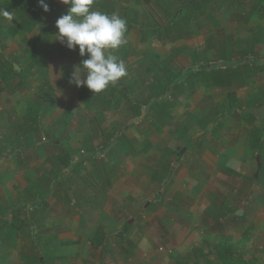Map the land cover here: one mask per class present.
<instances>
[{"label":"rangeland","instance_id":"rangeland-1","mask_svg":"<svg viewBox=\"0 0 264 264\" xmlns=\"http://www.w3.org/2000/svg\"><path fill=\"white\" fill-rule=\"evenodd\" d=\"M48 4L30 33L15 34L19 13L0 0L13 18L0 15V264H141L146 256L195 264L192 247L234 237L250 221L251 239L237 248L264 264V116L247 112L264 106V0H94L93 10L116 13L128 27L127 43L108 50L127 75L108 86L110 105L95 107L69 82L86 57L54 38L68 5ZM224 62L256 73L241 77L244 85L236 72L223 86L185 77ZM120 82L142 106L156 94L167 100L163 118H135ZM115 142L129 155L109 156ZM67 147L74 159L95 151L93 163L66 168Z\"/></svg>","mask_w":264,"mask_h":264},{"label":"trees","instance_id":"trees-1","mask_svg":"<svg viewBox=\"0 0 264 264\" xmlns=\"http://www.w3.org/2000/svg\"><path fill=\"white\" fill-rule=\"evenodd\" d=\"M45 2L48 3V0H45ZM12 3L15 4L16 10L20 16L18 26L15 30L16 31L15 34L19 33L20 31L24 32L23 34L30 33L37 26L38 21H37L36 14L39 11H42V8L39 7L37 0H12ZM186 7L189 8V5H187ZM67 9L65 10V13L67 12ZM180 14L181 13L176 14L175 15L176 18ZM42 28L43 29L40 32V36L46 35L48 31V29L44 28V26H42ZM174 28H176V24L172 22V20L170 21V23H168L164 27V30L166 31V33H168L166 39H169V36L173 33ZM249 61L251 64L256 63V61L252 59H249ZM246 63H249V62H246ZM236 64H238V62H235V63L224 62V65H225L224 69H215V68L208 69L206 68V66L200 67L198 70L187 69L185 73V77L186 75L190 74L192 75L190 76V78L192 77L194 79L195 77L196 80L205 82L206 85L211 84V85H216V86H223L225 84L230 85L232 83L229 77L230 78H232V76L234 77L233 73L236 72L237 73L236 75L239 76L238 79H240L239 85H244L245 83L244 79L251 78L252 75H254L252 71L256 73V70H252V67L249 69H244V68L241 69L237 67ZM221 66H223V64H221ZM231 66H235L236 68L230 71ZM248 66L250 67L251 65H248ZM248 66H245V67H248ZM13 70L14 69L12 68V71ZM241 77H244V79ZM194 80H191L190 83H193ZM185 81L187 80H184V82L180 84L182 85L183 83H185ZM167 83L169 86L170 85H173L175 87H177V85L180 86V84L175 82L174 79L173 81L167 79ZM131 87L132 86H125L123 83L120 82L118 83L117 91H120L124 95L129 96L130 98L129 107H130V110L133 112V114H135V118H148L149 113L155 112L156 115L159 116V119H162L163 116L165 115L164 111H166V108H165L166 106L164 105L168 101L159 98L158 97L159 94H156V97L150 98V100L146 103V105L142 106L137 100L132 99L130 97V92H132ZM151 88L154 89V92L156 91L155 85L153 83H151ZM166 88H169V87H166ZM105 93H107V95H109L110 98L114 97V92H111L109 90V87L103 92L94 94L91 90L87 89L84 86H81L80 91H79V98L82 101V103L88 107H95V104L99 106L110 105L111 99L105 98L103 96ZM155 93H158V92H155ZM247 112L252 117H254L251 111L247 110ZM217 122L219 123L220 120L217 119ZM144 145H148V143L145 142ZM263 146H264V141L262 140L259 144L260 151L263 149ZM107 149L109 150L108 151L109 156L115 155L118 157H121V156L126 157L130 153L129 149L125 148L121 143H117V142H115L113 145L108 146ZM66 151L67 152L62 157L61 164L65 166L66 168H69L70 170H72L75 167L76 163H79V162L80 163H85V162L93 163L92 160L96 153L95 151H92L91 149H87L86 153L85 152L80 153L78 154L79 156L76 159H74L72 155H75V154H73V152L70 150L69 147L66 148ZM104 163L105 162L102 161L103 165ZM114 167L116 168L117 166H114ZM113 172L114 170L112 168L105 169L103 172H101L98 175L97 177L98 180L96 181L99 182V180L101 179L103 180L104 177H106V179L108 180L107 176H110L111 173ZM58 182L59 181H57V183ZM97 182L96 183L91 182V184L96 185ZM39 204H41V202ZM149 209L150 207L145 206L143 208V211L146 212ZM238 216L243 217V215H238ZM35 220L37 221V223L35 222L33 223L38 228L40 227L42 230L43 228L42 227L43 226L42 214L37 213ZM128 222L124 223L123 225L124 226L123 234L128 230V227H129ZM254 229H255L254 223L250 221L244 226L243 230L240 233L236 234L234 237H231V238L226 237L222 242H215V243L205 242L204 243L205 248L203 246L192 247L191 254L193 256L195 264H198V263L200 264L202 263V260H205V259H206L205 263L207 264H260V259L257 258L255 255L246 254L245 252H243L242 248H237L238 245H244L246 242L250 241L252 232L254 231ZM0 232H1V227H0ZM211 256H213V259L210 258Z\"/></svg>","mask_w":264,"mask_h":264},{"label":"clouds","instance_id":"clouds-1","mask_svg":"<svg viewBox=\"0 0 264 264\" xmlns=\"http://www.w3.org/2000/svg\"><path fill=\"white\" fill-rule=\"evenodd\" d=\"M59 2L69 7L55 21L57 32L54 38L67 49L78 50L80 57H86L74 66L69 82L77 88L84 86L94 94L103 92L127 75L124 61L108 51L127 43V21L116 13L93 10L94 0ZM37 3L44 12L49 11L45 0H37ZM0 15L9 22L13 19L6 9L0 11Z\"/></svg>","mask_w":264,"mask_h":264},{"label":"water","instance_id":"water-1","mask_svg":"<svg viewBox=\"0 0 264 264\" xmlns=\"http://www.w3.org/2000/svg\"><path fill=\"white\" fill-rule=\"evenodd\" d=\"M252 59L254 60V58H252ZM211 65L213 66L215 64H211ZM223 66H225V65L223 64ZM200 67H203V66H200ZM195 69H197V68H195ZM251 113L253 114V116H256L258 118V120L261 121L263 116H264V106H262L260 108L251 109ZM183 151H184V149L180 150V154H182ZM256 162H257V166H258V169H259L260 166H261L260 155L256 156Z\"/></svg>","mask_w":264,"mask_h":264},{"label":"crops","instance_id":"crops-1","mask_svg":"<svg viewBox=\"0 0 264 264\" xmlns=\"http://www.w3.org/2000/svg\"><path fill=\"white\" fill-rule=\"evenodd\" d=\"M254 226H255V224H254ZM120 236H121V238L126 237V235H124V234H121ZM127 256H130L129 258L131 260L135 258L133 252H130V253L128 252ZM143 256H146V253L143 252ZM152 261H153V258L151 256H146V258L141 262V264H151ZM152 264H153V262H152Z\"/></svg>","mask_w":264,"mask_h":264}]
</instances>
